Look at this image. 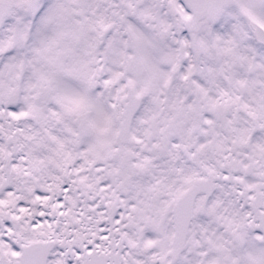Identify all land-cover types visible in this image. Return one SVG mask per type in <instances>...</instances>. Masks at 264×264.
<instances>
[{
  "label": "snow or ice",
  "instance_id": "6c2138e0",
  "mask_svg": "<svg viewBox=\"0 0 264 264\" xmlns=\"http://www.w3.org/2000/svg\"><path fill=\"white\" fill-rule=\"evenodd\" d=\"M0 264H264V0H0Z\"/></svg>",
  "mask_w": 264,
  "mask_h": 264
}]
</instances>
